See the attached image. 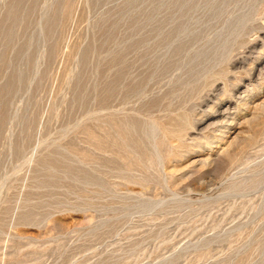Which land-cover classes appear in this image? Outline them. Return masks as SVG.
<instances>
[{
    "label": "rangeland",
    "instance_id": "1",
    "mask_svg": "<svg viewBox=\"0 0 264 264\" xmlns=\"http://www.w3.org/2000/svg\"><path fill=\"white\" fill-rule=\"evenodd\" d=\"M0 264H264V0H0Z\"/></svg>",
    "mask_w": 264,
    "mask_h": 264
},
{
    "label": "bare ground",
    "instance_id": "2",
    "mask_svg": "<svg viewBox=\"0 0 264 264\" xmlns=\"http://www.w3.org/2000/svg\"><path fill=\"white\" fill-rule=\"evenodd\" d=\"M185 59V58H184ZM254 72V71H253ZM251 77V76H250ZM231 86V85H230ZM247 87V86H246ZM240 97V96H239ZM216 102V101H215ZM208 109V108H207ZM222 141V140H221ZM224 142V141H223ZM231 143V142H230ZM219 148V147H218ZM227 150V149H226Z\"/></svg>",
    "mask_w": 264,
    "mask_h": 264
}]
</instances>
